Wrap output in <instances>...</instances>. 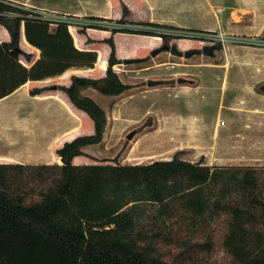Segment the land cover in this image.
<instances>
[{"label":"trees","instance_id":"1","mask_svg":"<svg viewBox=\"0 0 264 264\" xmlns=\"http://www.w3.org/2000/svg\"><path fill=\"white\" fill-rule=\"evenodd\" d=\"M130 14L124 5L117 24H127ZM130 24L151 30L101 29L111 32L102 41L110 47L105 77L72 76L69 87L31 92L62 91L91 119L94 134L66 142L57 151L61 165L0 163V264H173L162 259V249L210 251L211 240L193 241L183 233L181 212L192 216L193 227L227 216L224 246L234 262L264 264V173L258 169L211 167L183 160L179 153L150 164H73L84 147L102 143L107 127L105 109L83 92L117 97L131 89L114 70L122 63L117 47L121 55L128 53L121 38L116 47L115 35L157 37L168 45L182 37L161 30L198 32L149 21ZM0 25L11 37L0 43V100L30 81L62 76L70 69H94L98 62L96 51L76 48L67 22L49 21L0 0ZM22 34L40 51L37 61L21 49ZM82 34L87 36L85 28ZM87 43L94 41L88 38ZM146 218L152 221L148 230L141 229Z\"/></svg>","mask_w":264,"mask_h":264},{"label":"rangeland","instance_id":"2","mask_svg":"<svg viewBox=\"0 0 264 264\" xmlns=\"http://www.w3.org/2000/svg\"><path fill=\"white\" fill-rule=\"evenodd\" d=\"M14 4H30L34 11L41 13L36 15L43 19L69 23L75 45L83 44L80 39L85 28V41L88 38L94 41L87 45L98 50V54L109 48L102 41L111 36L110 31L101 29L151 30L130 24L150 20H176L185 23L179 26L183 27L181 29L198 31L161 30L182 37L168 44L177 46L182 53L201 50L206 45L221 46L216 48L213 56L200 54L186 58L163 51L152 57L151 53L163 46L147 51L151 45L149 39L154 37L115 35V42L121 38L127 44L128 53L122 56L117 50L118 57L123 59L114 70L131 89L117 97L89 92L105 109L107 127L102 143L86 148L88 154L83 155L86 163L150 164L171 160L179 153L180 158L192 163L201 161L211 167H253L264 173V153H253L254 149L247 145L248 125L251 124L248 107L259 105L251 98L254 76L250 66L254 65L255 59H264V50L260 51V48L264 49V34L253 39L244 30L254 12L264 13V0H16ZM124 5L131 11L126 19L128 23L117 24L122 19ZM91 25L99 29H89ZM124 59L139 62L124 64ZM179 78L186 82L178 83ZM150 80L160 81V84L150 87ZM260 86H257V92H261ZM28 109L9 105L3 108V113H22ZM73 113L76 112L73 110ZM77 119L79 134L89 133L93 125L90 119L81 112ZM222 122L225 125L221 126ZM19 124L0 122L3 128L0 130V150H15V153H2L0 161L27 163L32 157L39 156L41 162L53 165L57 161L59 164L55 147H49L44 155L25 154L17 151L18 147L12 148L25 136L12 128ZM132 133L134 136L130 140L128 136ZM179 217L184 234L192 236L193 241L211 240L212 248L190 252L171 246L161 250L163 260L173 264H236L224 246L229 231L227 216L201 220L196 227H193L190 214L181 212ZM141 224V229L148 230L152 221L146 218ZM167 227L180 229L179 224L175 227L168 224Z\"/></svg>","mask_w":264,"mask_h":264},{"label":"crops","instance_id":"3","mask_svg":"<svg viewBox=\"0 0 264 264\" xmlns=\"http://www.w3.org/2000/svg\"><path fill=\"white\" fill-rule=\"evenodd\" d=\"M5 1L11 2L13 4L14 2H16V0H5ZM20 7L34 14H41L39 11H34L33 10L34 7L30 4H23V6H20ZM149 22L165 24V25L178 27V28H183L179 26L185 25V23H181L176 20L172 22H168V21L161 22V21H151L150 20ZM244 30H245V34L247 36L252 37L253 39L264 34V13L257 14L256 12H254V14L251 17H249L248 25L246 26V29ZM154 38H157V37H154ZM154 38L149 39L151 42V45L148 47L147 51H151L154 48L163 44V41L161 38H159L160 39L159 41L154 40ZM76 39L79 40L77 36H76ZM85 39H86V36L82 35L80 40L82 41L83 44L80 46L75 45L76 48L81 51H96L98 53V50L91 49L89 45H87L88 39L87 41H85ZM10 40H11V37H10L9 32L6 30L5 27L0 25V43L10 42ZM116 46H117V42H116ZM20 47L24 52L33 55L34 62L40 58V55H41L40 51L28 44L24 34H22L21 36ZM117 50H118V47H117ZM263 50L264 49L260 48V51H263ZM118 53H119V50H118ZM109 54H110V47L107 48L105 52H102L100 50L98 54V62L95 65L94 69H70L66 73H64L62 76L50 78L44 81H30L24 86H22L20 89H18L16 92L11 94L10 96L0 100V122L1 121L20 122L21 124L14 125L12 128H14V130L16 131L19 130V132L25 134V136L23 135V137H21L22 138L21 142H17V141L16 143L14 142L15 144L12 145V148L18 147L17 151L23 152L25 154L44 155L47 153V150L49 147H55V151L57 154V151L61 149L66 142H71L80 136H89L90 134L93 135L94 134V129H93L94 124L89 118L90 124L91 123L93 124L92 127H90V132L83 134V135L82 134L80 135L78 133L75 136H71L72 131L79 129L78 119H77L78 114L80 112L81 114H85V113L78 110L70 102L68 96L65 93L59 90H55L54 88L52 90L44 91L43 93L38 94L36 96H32L31 92L35 89H46L48 87H55V86L69 87L72 83L71 82L72 76L87 77V78H93V79L103 78L106 75L107 66L105 64L108 63ZM125 55L127 54H123L122 56H125ZM118 58L123 59V57H118ZM22 63L28 67L31 66L28 63H25L24 61H22ZM250 69L252 70V74L254 76V84H253L254 93L251 96V98L254 102L256 101L257 104L259 105L255 106V104H252V105H249L248 107L251 112V113H248L249 114L248 117L250 118L251 124L248 125L247 145L251 146V148L254 149L253 153L260 154V153H264V142L261 141V140H264V93L257 92L256 88L259 85H261L260 88L261 87L264 88V59L263 58L259 60L255 59L254 65L250 66ZM94 76H97V78H95ZM89 92L96 93V91L89 89V90L84 91L83 94L88 97H91L95 101H98V99L95 96L91 95V93ZM9 105H15V107L22 106V107H26V109L28 107L30 110L28 109V112L25 111L22 113H17V112L3 113V108ZM73 110L76 113H73L72 112ZM1 129L3 128L0 127V130ZM261 133L263 134V136H261ZM92 146H96V145H92ZM87 147H90V146H87ZM87 147H84L82 149L84 154H88L87 149H86ZM256 147H258L261 150L255 149ZM2 153H15V150L13 151L11 149L6 150V151L0 150V155ZM3 157L4 156H2V158ZM39 158L41 157L39 156L32 157V159L28 161L27 163H21L18 161H13V162L11 161L1 162L0 161V163L27 164V165H50L51 164V163L41 162ZM59 159L61 158L57 154V160ZM54 164H58L57 161ZM61 164L62 163L60 161L59 165ZM73 164L74 165H89V163H86L83 160V156L75 158L73 161Z\"/></svg>","mask_w":264,"mask_h":264},{"label":"water","instance_id":"4","mask_svg":"<svg viewBox=\"0 0 264 264\" xmlns=\"http://www.w3.org/2000/svg\"><path fill=\"white\" fill-rule=\"evenodd\" d=\"M163 51H166V52L170 51L173 55H176V56L184 55L186 58H191L195 55H200V54L206 55V56H213L214 51H215V47L205 46L201 50H190V51H186V52L182 53L181 51L178 50L177 46L163 45L161 48L154 50L151 53V56L156 57ZM136 62H139V60H129V59L123 60L124 64H132V63H136ZM185 82H186V80L183 78L178 79V83H180V84L185 83ZM159 84H160V81H152V80L148 81V85L150 87L157 86ZM133 136H134L133 133L130 134L128 136V139L131 140L133 138Z\"/></svg>","mask_w":264,"mask_h":264},{"label":"flooded vegetation","instance_id":"5","mask_svg":"<svg viewBox=\"0 0 264 264\" xmlns=\"http://www.w3.org/2000/svg\"><path fill=\"white\" fill-rule=\"evenodd\" d=\"M206 46H208V45H206ZM209 46H211V45H209ZM204 47H205V46H204ZM213 47H215V51H216L217 46H213ZM215 51H214V52H215Z\"/></svg>","mask_w":264,"mask_h":264},{"label":"built area","instance_id":"6","mask_svg":"<svg viewBox=\"0 0 264 264\" xmlns=\"http://www.w3.org/2000/svg\"><path fill=\"white\" fill-rule=\"evenodd\" d=\"M213 44H214V43H213ZM220 125H221V126H223V125H225V123H224V122H222Z\"/></svg>","mask_w":264,"mask_h":264},{"label":"bare ground","instance_id":"7","mask_svg":"<svg viewBox=\"0 0 264 264\" xmlns=\"http://www.w3.org/2000/svg\"><path fill=\"white\" fill-rule=\"evenodd\" d=\"M118 67V66H117ZM61 160H59V163H60ZM62 163V162H61Z\"/></svg>","mask_w":264,"mask_h":264}]
</instances>
